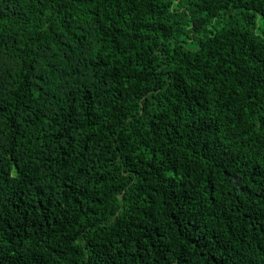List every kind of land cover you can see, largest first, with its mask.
<instances>
[{
	"label": "trees",
	"instance_id": "obj_1",
	"mask_svg": "<svg viewBox=\"0 0 264 264\" xmlns=\"http://www.w3.org/2000/svg\"><path fill=\"white\" fill-rule=\"evenodd\" d=\"M264 0H0V264H264Z\"/></svg>",
	"mask_w": 264,
	"mask_h": 264
},
{
	"label": "rangeland",
	"instance_id": "obj_2",
	"mask_svg": "<svg viewBox=\"0 0 264 264\" xmlns=\"http://www.w3.org/2000/svg\"><path fill=\"white\" fill-rule=\"evenodd\" d=\"M257 33L258 34L264 33V25H263L262 21L259 22Z\"/></svg>",
	"mask_w": 264,
	"mask_h": 264
}]
</instances>
